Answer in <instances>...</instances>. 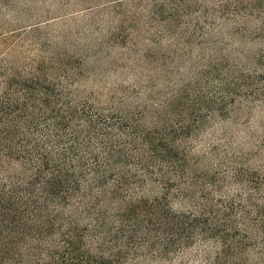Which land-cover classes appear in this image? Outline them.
<instances>
[{"label": "trees", "instance_id": "trees-1", "mask_svg": "<svg viewBox=\"0 0 264 264\" xmlns=\"http://www.w3.org/2000/svg\"><path fill=\"white\" fill-rule=\"evenodd\" d=\"M148 1L153 19L199 35L216 21H230L241 37L245 20L264 15V0ZM254 27L253 38L264 46V25ZM27 30L0 33V48L7 45L0 54V264L198 255L202 264H264V162L254 160L264 152V135L247 152L233 141L218 144V160L211 155L213 163L201 171L189 168L194 157L185 147L209 121L225 120L248 102L264 105V74H257L263 46L249 69L231 62L239 57L209 64L214 76H228L214 87L208 77V89L187 93L181 104L192 110L189 119L179 108V119L140 126L139 112L134 117L74 99L67 80L73 73L60 67L63 61L38 56L19 65L20 53L6 41ZM171 108H163L168 116ZM153 178L162 195L134 198L135 187ZM173 192L191 206L174 208Z\"/></svg>", "mask_w": 264, "mask_h": 264}, {"label": "rangeland", "instance_id": "rangeland-1", "mask_svg": "<svg viewBox=\"0 0 264 264\" xmlns=\"http://www.w3.org/2000/svg\"><path fill=\"white\" fill-rule=\"evenodd\" d=\"M113 1L2 0L0 29L2 33L28 29L6 41L13 43L16 55L20 53L19 65L38 56L63 61L60 67L73 73L67 80L74 99L107 111H129L134 117L139 112L140 117L135 119L140 126L164 123L167 118L179 119V113L176 114L179 108L184 109L183 116L189 119L192 110L181 104L187 93H193V88L208 89L211 86V82L207 84L208 77L213 78L214 87L218 80L222 82L228 76L227 72L214 76L209 64L214 66L223 57L228 60L239 57L231 62L249 69L258 59L259 49L264 47L263 41L252 36L256 34L257 23L264 25V15L259 22L245 20L246 29L241 37V32H233L236 26L230 21H216L214 28L208 26L205 34L199 35L192 29H180L153 19L148 11L152 3L148 0ZM34 35L36 41L30 43ZM6 47L1 46L0 54ZM260 62L262 66L258 65L257 74H264V60ZM58 75L59 71H54L53 77ZM219 84L221 88L226 86ZM262 98L264 101V94ZM169 105L175 107L170 109L171 116L163 110L169 109ZM255 105L248 102L242 111L237 106L238 115L230 112L225 120H211L196 136L189 137L185 147L190 149V158L194 157L189 168L195 171H201L203 165L208 168L215 158L218 160L215 146L224 141H233L237 150L244 152L255 150L254 144L260 146L264 135V105L260 101ZM254 160L263 164L264 152ZM154 179L138 184L133 190L134 198L161 196L163 185ZM170 202L178 210L191 206L189 198L179 197L175 192L170 194ZM126 264L202 263L198 255L173 261L137 259Z\"/></svg>", "mask_w": 264, "mask_h": 264}]
</instances>
